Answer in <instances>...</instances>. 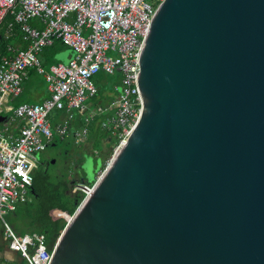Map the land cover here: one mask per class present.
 Segmentation results:
<instances>
[{
  "label": "water",
  "instance_id": "95a60500",
  "mask_svg": "<svg viewBox=\"0 0 264 264\" xmlns=\"http://www.w3.org/2000/svg\"><path fill=\"white\" fill-rule=\"evenodd\" d=\"M140 66L141 119L51 264H264V0H166Z\"/></svg>",
  "mask_w": 264,
  "mask_h": 264
},
{
  "label": "built area",
  "instance_id": "2783aa9c",
  "mask_svg": "<svg viewBox=\"0 0 264 264\" xmlns=\"http://www.w3.org/2000/svg\"><path fill=\"white\" fill-rule=\"evenodd\" d=\"M165 1L0 0V27L13 16L8 34L13 36L14 25H18L26 44L25 49L10 47L8 55H2L0 47V117H5L0 124V221L11 249L26 264H51L55 250L48 248L45 236L20 234L7 220L30 198L37 154L55 137L67 136L78 115L87 124L101 117L102 128L118 139L110 166L142 116L141 56L156 12ZM33 20L40 21L43 28L31 26ZM57 41L72 48L75 56L68 64L54 65L47 71L39 55ZM30 69L45 77L50 97L39 104L8 107L10 98L22 95ZM99 74L117 78V93L106 105L87 104L99 96L94 82ZM4 111L13 114L4 116ZM56 111L64 112L65 118L54 127L50 118ZM74 137L79 145L85 144L90 130L78 129ZM94 190V184L79 186L84 194L82 203ZM58 216L67 224L73 219L64 212Z\"/></svg>",
  "mask_w": 264,
  "mask_h": 264
},
{
  "label": "trees",
  "instance_id": "16d2710c",
  "mask_svg": "<svg viewBox=\"0 0 264 264\" xmlns=\"http://www.w3.org/2000/svg\"><path fill=\"white\" fill-rule=\"evenodd\" d=\"M13 23L14 18L9 15L0 27V47L2 55H8L9 48L16 47L13 44L14 41L19 40L20 43L22 41V35L18 26L14 25L15 28H13V31L15 33L13 36L8 34L10 31V24ZM19 47L25 49L26 45L23 44ZM52 47H56L58 50L60 48H68L61 42H56ZM112 99L113 98L109 99L104 96L101 89L99 90L97 100L101 105L108 104ZM56 112L58 113V111ZM54 118H56V116H54V114L51 115V119ZM79 120H81V118H79ZM99 120L101 121L102 118L99 117L95 122L88 126L90 127L91 134L93 132L96 133L98 138L100 137V140H102V142L100 141L99 143L102 144L100 153L103 156L102 164H104V157H111V153L108 152L107 149L112 148L113 145H118V139L115 133L104 130L101 123L98 122ZM53 121L56 122L55 120ZM81 122L83 126L85 122ZM66 139V137H56L54 143L51 144L50 147L58 145ZM104 141H106L105 146L103 145ZM104 147H106V149ZM49 166L50 165H48V167ZM48 167L46 169L41 167L34 172V192L31 193L28 202L19 205L17 210L11 214L12 221L10 224L18 233H21L20 230L22 228H25V233H37L45 236L48 248L53 250L67 226V221L64 218L59 217L58 212L74 215L84 200V194L80 191L74 193L73 189L77 184L72 182L70 178L66 179L53 176ZM102 170H104L103 167ZM87 184L93 185L95 184V181ZM25 233L23 232L22 234Z\"/></svg>",
  "mask_w": 264,
  "mask_h": 264
},
{
  "label": "rangeland",
  "instance_id": "374dc122",
  "mask_svg": "<svg viewBox=\"0 0 264 264\" xmlns=\"http://www.w3.org/2000/svg\"><path fill=\"white\" fill-rule=\"evenodd\" d=\"M30 24L31 26L37 27L39 29L43 28L41 22L38 20H33L30 22ZM13 44L16 46L14 47L16 49H24L22 47H19L20 45L25 44L23 42V39L21 43L19 42V40H17L14 41ZM71 53H73V50L71 48H60L58 50L56 49V47H50L39 55V59L42 62L44 68L49 71L50 67L53 65H57L59 63L68 64ZM28 72V78L22 85L23 94L16 98H10L9 104H7L8 107L16 109L23 103H38L39 100L34 98L36 93H41L43 97L50 96L48 92V83L45 77L37 73L34 69H30ZM116 79V77L101 74L94 78V82L97 87L101 89V92L104 94V96L110 99L117 93L114 89ZM89 103H92V100H89L87 102V104ZM12 114L13 111L9 113H6V111H4V116H11ZM53 114L58 113L54 112ZM61 118L62 115H60L59 119ZM74 125L78 128H82L81 120H79V118H76ZM100 139L101 138H98V135L93 132L86 144L79 145L72 133L64 142H61L54 147H48L45 151L38 153L37 161L39 163L43 161L49 162V160L51 159V163L48 164L50 165L48 167L50 173L53 176H58L60 178H70L72 182H75V184H77V186L73 189V192L76 193L77 191H79V186L96 181L102 175L101 173L106 169L108 163L114 156L117 145H113L112 148L107 149V151L111 153V157L105 156L103 160L104 164H102L103 156L100 153L102 144L99 143L100 141L102 142V140ZM105 142L106 141L103 142L104 146ZM104 148L106 149V147ZM64 152H66V155L63 154ZM53 161H55V163H52ZM102 167L104 168V170H102ZM7 220L9 222L12 221L11 215L7 217ZM1 228H3V226L0 221V229ZM20 231L21 233H19L22 234L23 232H26V229L22 228ZM24 264H26L25 261Z\"/></svg>",
  "mask_w": 264,
  "mask_h": 264
},
{
  "label": "crops",
  "instance_id": "0c3cea01",
  "mask_svg": "<svg viewBox=\"0 0 264 264\" xmlns=\"http://www.w3.org/2000/svg\"><path fill=\"white\" fill-rule=\"evenodd\" d=\"M15 26H18V25H15ZM19 27V26H18ZM15 28V27H14ZM19 29H20V27H19ZM21 32V31H20ZM14 31L12 32V35H14ZM58 42V41H57ZM56 43V42H55ZM53 46V45H52ZM51 46V47H52ZM67 47V46H66ZM48 48H50V47H48ZM69 48V47H68ZM47 49V48H46ZM45 49V50H46ZM72 49V48H71ZM44 50V51H45ZM73 50V49H72ZM43 51V52H44ZM42 52V53H43ZM41 53V54H42ZM75 56V53H74V50H73V53H71L70 54V60L73 58ZM70 60H69V62H70ZM59 64H64V63H59ZM43 65V64H42ZM58 65V64H57ZM54 66V65H53ZM49 92V91H48ZM23 94V93H22ZM50 94V93H49ZM50 97V96H49ZM49 97H43L42 95H41V93H36L35 94V96H34V98L35 99H37V100H39V102L38 103H34V104H39V103H42V102H44L45 100H47ZM98 98V97H97ZM97 98H95L94 100H92V102L93 103H95V104H100V102H98V100H97ZM23 104H30V103H23ZM60 115H62V118L61 119H59V117H60ZM54 116H56V118H54V119H51V122H52V124H53V126L55 127L59 122H61L64 118H65V113L63 112V113H61V112H58V114L56 115V114H54ZM78 118H81V121H84L85 122V119L82 117V116H77V119ZM98 119V118H97ZM97 119H95L93 122H95ZM53 120H55L56 122H54ZM76 121V120H75ZM93 122H91V123H93ZM99 123H101L100 122V120L98 121ZM91 123H89V124H87L86 122L84 123V125L82 126V128H85V127H88V129L90 130V127L88 126V125H90ZM54 124H56V125H54ZM82 128H78V127H76L75 125H74V123L72 124V128L70 129V132H69V134L67 135V136H65L66 138L67 137H69L72 133H73V135H74V133L78 130V129H82ZM90 136H91V131H90ZM58 137V136H57ZM56 138V137H55ZM62 138V137H61ZM64 138V137H63ZM89 139H90V137H89ZM89 139H88V141H89ZM54 141H55V139H54ZM54 141L51 143V144H53L54 143ZM87 141V142H88ZM86 142V143H87ZM85 143V144H86ZM83 145V144H82ZM50 147V146H49ZM38 166H39V162H38ZM37 169H38V167H37ZM36 169V170H37ZM35 170V171H36ZM0 264H24V260L22 259V257L20 256V254H18V253H16V252H14L12 249H11V247H10V244H9V242L5 239V237H4V229L3 228H1L0 229Z\"/></svg>",
  "mask_w": 264,
  "mask_h": 264
},
{
  "label": "flooded vegetation",
  "instance_id": "af4514ba",
  "mask_svg": "<svg viewBox=\"0 0 264 264\" xmlns=\"http://www.w3.org/2000/svg\"><path fill=\"white\" fill-rule=\"evenodd\" d=\"M54 146H56V145H53V147H54ZM63 154L66 155V152H64ZM48 160H49V159H48ZM51 161H52V160L50 159L49 162H48V161H43V162L39 163L38 169H40L41 167L44 168V169H46V168L48 167V164L51 163ZM84 165H85V163H84ZM84 165H83V166H84Z\"/></svg>",
  "mask_w": 264,
  "mask_h": 264
}]
</instances>
